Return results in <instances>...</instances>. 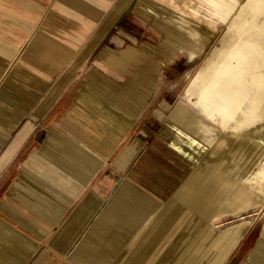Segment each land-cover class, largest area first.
I'll use <instances>...</instances> for the list:
<instances>
[{
  "label": "crops",
  "instance_id": "0c3cea01",
  "mask_svg": "<svg viewBox=\"0 0 264 264\" xmlns=\"http://www.w3.org/2000/svg\"><path fill=\"white\" fill-rule=\"evenodd\" d=\"M148 1L177 41L168 53L120 36L129 0H0V264H229L252 232L222 240L211 224L252 196L238 197L235 169L222 186L219 129L190 97L205 63L179 95L188 105L152 102L205 50L200 23L217 21L184 25ZM246 242L233 264H264V222Z\"/></svg>",
  "mask_w": 264,
  "mask_h": 264
},
{
  "label": "rangeland",
  "instance_id": "374dc122",
  "mask_svg": "<svg viewBox=\"0 0 264 264\" xmlns=\"http://www.w3.org/2000/svg\"><path fill=\"white\" fill-rule=\"evenodd\" d=\"M219 1L221 4L226 3V4H230L231 6H233L232 12L228 16L225 13L223 15L224 20L222 22L219 20L218 21L216 20L217 30L215 29L213 30L210 28L206 29L207 27L205 23L203 24L200 23V26L204 27L205 35L207 34V36H210L207 46H205V50L199 55H197L190 62H186L187 53L184 50H181L179 57L182 58L186 63H189L188 68H187L188 70L185 71L184 78L182 77L177 80L179 81L178 82L179 87L178 86L177 88L174 87L173 88L174 92L169 93L168 95H165L164 93H162L161 89H159V86H160L159 84L157 88L158 92L154 94V97L152 100V102H156V105H161V103L166 99L167 101L168 100L170 101L172 99L173 105H188L179 96L184 86L186 87V82L188 81V78L190 77L189 80L191 82V80L195 77L194 74L196 70L198 68H201L204 65V63L205 64L209 63L208 60L211 58L212 54L214 53L215 46L219 44L220 38H223L226 40L228 39V37H230V39H232L233 33L229 35V31H228L229 26L233 23V21L236 22L237 24L241 23L240 21L242 20L241 17L243 15L241 14V12L244 11L243 6L248 5L250 2H253L254 0H219ZM191 2L193 3L195 8H197L200 12L204 14L208 13V11L206 10H210L209 6L202 0H191ZM147 3H149L148 0H144V1L143 0H129V2L126 4V8L124 9L122 15L120 16V23H119L120 36L125 37L124 34H127V33L133 34L138 39L139 42L142 40H149L153 44V46H155L156 48H158V50H161V51L164 50L165 46H163V48H160L159 46L160 44H163V45L165 44L166 48L168 45V48L165 49V53H168L171 51L170 48L176 45L177 41L174 37L171 36L169 29L166 30L167 28H165V25L168 24V22L165 21V18L167 17L163 15L162 16L163 18H162L156 15V13L149 11L145 7ZM173 12L175 16L180 18V20H181V17L183 19H189L190 21L192 20V22H193V19L197 20L192 14H185V13L182 14V12H179L177 10ZM246 16H247V20L251 18V14L247 13ZM172 18L175 19L176 17L172 16ZM181 21L182 22L180 23L182 24L184 23L185 25V21L184 20H181ZM258 24L260 26L264 25V14L261 15L260 18L258 19ZM209 30L214 31V33H212ZM122 47L123 46L120 45V49ZM258 48L259 47H254V50L258 52L259 50ZM261 69L264 71L263 66ZM256 70H260V68L259 69L257 68ZM239 89H241V87H239ZM255 90L256 89L253 88L252 94L247 95L248 103L246 105H239L240 106L239 108L238 106H235V105H227V108H230L232 110H228L226 107L222 106L224 110L220 109L221 112H229L230 115L233 116L234 118V119L233 118L231 119V120H234V121H231L233 123H230V122L228 123V130H223L219 126L211 123L219 129V134H218L219 137L217 139V143L223 139L227 143L226 145H223L221 147L223 152L222 154H220V157L222 158H220L221 162L217 163V164L222 163L223 160L227 162L223 165L222 164L220 165L222 186L224 184L227 185L228 180L224 178L226 176H230L228 175V170L235 169V172L237 173L235 174L236 181L234 184H236L235 186L238 188V197L243 200L245 198V196L242 194L243 192H246L252 196V201H249L248 199H246L245 202L237 204L238 209H242L244 208V206L248 208L249 206L252 205L251 208L249 209L246 208V211L245 210H243L242 212L238 211L231 215L223 216L222 220L220 221L211 222L212 226L216 225V229H219L220 237L222 240L227 237L230 238V235L232 234V232H236V237L234 240L238 239V237L242 233V228L244 224L250 223V228H252V232H250V234L246 237L245 243L244 244L242 243L240 247L237 249L235 255L232 256L234 258L230 260L231 264L237 263L239 259L242 257V255L245 254L246 248L249 245L246 241H249V239L253 238L256 230L259 228L261 223L264 222V217H262L261 219L258 218L260 214L264 213V202L259 203V200H260L259 196L253 192L250 186L248 185L245 186L244 183L241 181V178H239V175H254L260 169V166L264 164V101H263V105H260L258 111H256L255 113L256 116L254 118L252 119L248 118L244 113L248 109L252 108V106L249 104L252 103L251 101L253 97H256V96L259 97L260 95V94H257ZM238 91H243V89L238 90ZM261 95H264V94H261ZM205 118H206V121L209 122L207 120L208 118L207 117ZM226 121L228 122V117H226ZM232 127L237 128L238 135H234L233 133H231ZM231 149L237 151V156L235 159L232 157L231 153L229 152ZM244 153L247 155L252 154L253 156L252 160L249 157L247 158V161L249 160L252 161L251 165L253 164L252 165L253 168L251 170L247 169V171H243L244 169H246L244 168L245 156L243 157H240V156L243 155ZM238 169L239 171H237ZM221 191H222L221 192L222 193L221 203L223 204L225 203V200H226L225 197L227 196L228 186H227V190L222 189ZM224 212L226 211L222 210L220 212V215L222 216ZM224 243L225 241H221L222 248L224 246ZM222 262H223V259H222Z\"/></svg>",
  "mask_w": 264,
  "mask_h": 264
},
{
  "label": "bare ground",
  "instance_id": "6f19581e",
  "mask_svg": "<svg viewBox=\"0 0 264 264\" xmlns=\"http://www.w3.org/2000/svg\"><path fill=\"white\" fill-rule=\"evenodd\" d=\"M162 1H166L168 5L183 14H192L196 19H203L210 25L216 20L222 22L223 15L226 13L228 16L233 10V6L226 3L221 4L219 0H202L209 8H217L216 10H206L208 11L206 14L195 8L191 0ZM243 8L241 23L237 24L233 21L228 29L229 33L233 32L229 44L222 47V51L220 49L216 58L199 70L189 87L190 97L192 95L197 97V100H194V105L200 109L210 123L223 130H228V123H233L231 121L234 120H231L233 116L229 112H221L220 109L224 110L222 106L227 108V105H235L239 108V105H246L248 103L247 95L252 94L253 88L256 89L257 94H264V71L261 69L262 66L264 67V25L258 24V19L264 14V0H254ZM247 13L251 14L249 20H247ZM254 47H259L258 52L254 50ZM257 68L260 70H256ZM239 87L243 91H238L241 90ZM260 95L253 97L252 103L249 104L252 108L244 112L248 118H254L259 106L263 105L264 95ZM226 117H228V122ZM231 133L238 135L237 128L232 127ZM226 144L225 140H221L220 147ZM239 178L244 185L251 186L253 192L260 198L259 203H263L264 167L254 175H239ZM230 237L235 239L236 232H232Z\"/></svg>",
  "mask_w": 264,
  "mask_h": 264
}]
</instances>
